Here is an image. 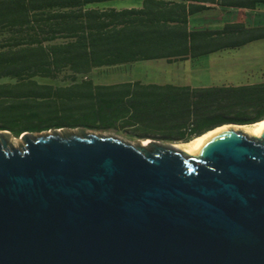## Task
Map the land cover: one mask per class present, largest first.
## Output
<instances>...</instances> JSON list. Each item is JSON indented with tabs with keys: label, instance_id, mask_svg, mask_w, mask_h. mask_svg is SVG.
I'll return each instance as SVG.
<instances>
[{
	"label": "water",
	"instance_id": "1",
	"mask_svg": "<svg viewBox=\"0 0 264 264\" xmlns=\"http://www.w3.org/2000/svg\"><path fill=\"white\" fill-rule=\"evenodd\" d=\"M64 129L0 131V264H264V131L187 156Z\"/></svg>",
	"mask_w": 264,
	"mask_h": 264
},
{
	"label": "trees",
	"instance_id": "2",
	"mask_svg": "<svg viewBox=\"0 0 264 264\" xmlns=\"http://www.w3.org/2000/svg\"><path fill=\"white\" fill-rule=\"evenodd\" d=\"M110 1L0 0V131L20 138L119 125L139 140L189 143L224 125L264 120V82L193 88L107 86L90 78L96 69L197 60L264 40V25L190 29V18L213 5L256 10L264 0H143L139 9L90 8Z\"/></svg>",
	"mask_w": 264,
	"mask_h": 264
},
{
	"label": "rangeland",
	"instance_id": "3",
	"mask_svg": "<svg viewBox=\"0 0 264 264\" xmlns=\"http://www.w3.org/2000/svg\"><path fill=\"white\" fill-rule=\"evenodd\" d=\"M141 5L140 0H114L95 6L124 10L140 8ZM239 21H246L250 26L264 24V6H261L257 12H253L252 16L245 15L240 10H233L229 13L219 10L206 11L192 17L191 28L193 30L218 29L227 22ZM90 78L98 84L140 81L145 84H172L193 88L262 83L264 82V40L253 42L239 49L225 50L204 56L197 60L143 61L122 65L118 68L96 69ZM144 130L141 128L139 131L143 132ZM82 132L112 135L134 144L140 141L134 137L133 131L123 129L119 125L106 132L65 128L61 134H80ZM10 143L18 148L25 146V142L21 138L10 137ZM160 143L161 145L170 144L164 141H160Z\"/></svg>",
	"mask_w": 264,
	"mask_h": 264
},
{
	"label": "bare ground",
	"instance_id": "4",
	"mask_svg": "<svg viewBox=\"0 0 264 264\" xmlns=\"http://www.w3.org/2000/svg\"><path fill=\"white\" fill-rule=\"evenodd\" d=\"M231 130H241L250 136H260L262 131H264V120L253 125H224L193 139L189 143H173L172 146L187 156H199L207 142ZM150 142V140H145L144 145Z\"/></svg>",
	"mask_w": 264,
	"mask_h": 264
},
{
	"label": "crops",
	"instance_id": "5",
	"mask_svg": "<svg viewBox=\"0 0 264 264\" xmlns=\"http://www.w3.org/2000/svg\"><path fill=\"white\" fill-rule=\"evenodd\" d=\"M114 1V0H113ZM141 1V4L143 5V0H140ZM111 2V1H110ZM105 3H107V2H105ZM100 4H102V3H100ZM96 4H94V5H91L90 6V8H95V9H101V10H104V9H110V8H105V7H99V6H95ZM142 5H141V7H142ZM140 7V8H141ZM260 7H258L256 10H247V9H237V8H224V7H220V6H217V5H213V6H211V9L210 10H207V11H211V10H219V11H221V12H225V13H229V12H231V11H233V10H240L241 12H244V14L245 15H249V16H252V14H253V12H257L258 11V9H259ZM131 9H133V8H131ZM136 9H139V8H136ZM206 12V11H205ZM202 13H204V12H202ZM200 14V13H199ZM197 15V14H196ZM195 16V15H194ZM193 17V16H192ZM192 17L190 18V29L191 30H193L192 28H191V20H192ZM240 23H245L247 26H250L246 21H239ZM229 23H238V22H229ZM226 24H228V22L227 23H225L224 25H226ZM223 25V26H224ZM261 25H264V24H261ZM222 26V27H223ZM258 26H260V25H258ZM222 27H220V28H218V29H221ZM218 29H206V28H200V29H196V30H218ZM116 68H118V67H116ZM134 82H140V81H134ZM96 83V82H95ZM122 83H129V82H116V83H111V84H105V83H100V85H107V86H112V85H117V84H122ZM142 83V82H141ZM96 84H98V83H96ZM142 84H144V85H151V84H145V83H142ZM154 85H159V86H164V85H161V84H154ZM167 85V84H166Z\"/></svg>",
	"mask_w": 264,
	"mask_h": 264
}]
</instances>
